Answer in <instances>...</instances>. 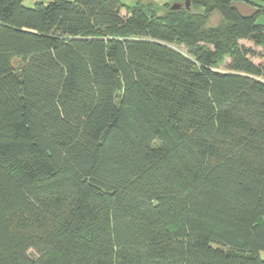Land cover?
I'll use <instances>...</instances> for the list:
<instances>
[{"label": "trees", "instance_id": "16d2710c", "mask_svg": "<svg viewBox=\"0 0 264 264\" xmlns=\"http://www.w3.org/2000/svg\"><path fill=\"white\" fill-rule=\"evenodd\" d=\"M24 1L0 0V264H264V0Z\"/></svg>", "mask_w": 264, "mask_h": 264}, {"label": "rangeland", "instance_id": "374dc122", "mask_svg": "<svg viewBox=\"0 0 264 264\" xmlns=\"http://www.w3.org/2000/svg\"><path fill=\"white\" fill-rule=\"evenodd\" d=\"M74 1V0H71ZM241 1V0H240ZM48 3L47 0H25L24 6L27 8H33L37 3ZM122 3L126 6L128 9H132L134 7H142L146 9L149 12L155 13L157 16L164 17L167 13H171L173 11H176L177 9H173L174 6H182L185 9H192L191 3L187 0H122ZM122 14L126 15V9L123 10ZM220 19H212L211 24H219ZM243 45L246 47L252 48L256 50L257 52L260 51L259 48H255L252 43L248 41H243ZM177 50L181 51L182 53L186 54L185 48L183 47H176ZM252 61L256 64L262 62L259 58H253ZM229 62V61H227ZM227 64L223 65L221 67L222 70H225ZM31 256L34 254L31 252Z\"/></svg>", "mask_w": 264, "mask_h": 264}, {"label": "water", "instance_id": "95a60500", "mask_svg": "<svg viewBox=\"0 0 264 264\" xmlns=\"http://www.w3.org/2000/svg\"><path fill=\"white\" fill-rule=\"evenodd\" d=\"M179 6H174L173 9H178ZM231 9L235 10L242 18H254L259 14V9L253 7L245 1H234L231 3ZM257 27L264 28V15H260L255 20Z\"/></svg>", "mask_w": 264, "mask_h": 264}]
</instances>
